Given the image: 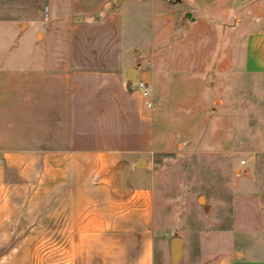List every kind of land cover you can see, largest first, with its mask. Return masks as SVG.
<instances>
[{"label":"crops","instance_id":"crops-1","mask_svg":"<svg viewBox=\"0 0 264 264\" xmlns=\"http://www.w3.org/2000/svg\"><path fill=\"white\" fill-rule=\"evenodd\" d=\"M232 2L0 0V264H264L263 240L235 254L188 259L182 248L171 258L149 157L163 135L164 89L185 79L217 85L210 57L190 72L179 58L174 70L163 41L185 17L226 16ZM239 55L241 71L264 74V34L247 35ZM245 188L229 235L246 243L264 237V222L248 229L249 215L239 217L258 185Z\"/></svg>","mask_w":264,"mask_h":264},{"label":"rangeland","instance_id":"rangeland-1","mask_svg":"<svg viewBox=\"0 0 264 264\" xmlns=\"http://www.w3.org/2000/svg\"><path fill=\"white\" fill-rule=\"evenodd\" d=\"M222 12L202 11L198 23L185 17L162 44L170 50L174 70L179 58L190 72L196 59L197 64L210 57L217 83L195 87L185 79L184 87L164 89L168 103L159 118L163 135L149 156L157 173L158 227L168 254L172 258L179 253L178 260L182 248L188 259H207L264 241L253 236L238 242L229 235L233 202L246 184L256 183L258 190L242 202L238 215H249L248 229L264 222V74H245L239 65L246 36L264 34V0H233L226 16ZM214 47L213 55L198 54ZM228 48H233L232 63L224 60L230 58L224 54ZM195 101L207 102L200 115L192 113ZM174 239L183 240V246L175 248Z\"/></svg>","mask_w":264,"mask_h":264},{"label":"built area","instance_id":"built-area-1","mask_svg":"<svg viewBox=\"0 0 264 264\" xmlns=\"http://www.w3.org/2000/svg\"><path fill=\"white\" fill-rule=\"evenodd\" d=\"M136 84H137L138 89L142 91V93H143V95H144V97L146 99L147 107L148 108H153L154 102H153V99H152V92H151L149 86L145 82L140 81V80H137ZM0 161H1V158H0Z\"/></svg>","mask_w":264,"mask_h":264},{"label":"water","instance_id":"water-1","mask_svg":"<svg viewBox=\"0 0 264 264\" xmlns=\"http://www.w3.org/2000/svg\"><path fill=\"white\" fill-rule=\"evenodd\" d=\"M136 76H137L136 71H135V70H131V71L129 72V76H128V78H129V80H130L131 82H135V81L137 80V79H136ZM142 164L145 165V164H146V161L144 160V161L142 162ZM172 244H173V246H174L175 248H179V247L182 245V240H181V239H174L173 242H172ZM175 253L178 254L177 252H175Z\"/></svg>","mask_w":264,"mask_h":264}]
</instances>
